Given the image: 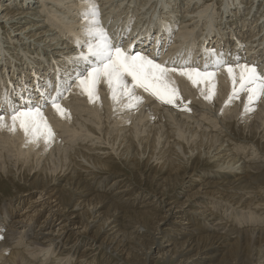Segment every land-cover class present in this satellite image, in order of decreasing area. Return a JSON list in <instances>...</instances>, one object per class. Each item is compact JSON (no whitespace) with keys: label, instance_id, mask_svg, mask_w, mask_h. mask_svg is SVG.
<instances>
[{"label":"bare ground","instance_id":"obj_1","mask_svg":"<svg viewBox=\"0 0 264 264\" xmlns=\"http://www.w3.org/2000/svg\"><path fill=\"white\" fill-rule=\"evenodd\" d=\"M94 3L114 42L136 17L124 49L154 60L172 37L154 60L161 65L184 53L203 70L205 51L215 50L264 74V0ZM87 8L83 0H0V264H264V99L252 112L246 95L228 103L229 74L209 68L215 75L194 77L195 85L170 73L175 106L141 88L139 106L114 102L104 80L90 102L69 79L88 67L74 62ZM36 106L35 133L19 122L9 130L13 107ZM121 177L125 190L102 187L101 179Z\"/></svg>","mask_w":264,"mask_h":264},{"label":"snow or ice","instance_id":"obj_2","mask_svg":"<svg viewBox=\"0 0 264 264\" xmlns=\"http://www.w3.org/2000/svg\"><path fill=\"white\" fill-rule=\"evenodd\" d=\"M83 2L88 5L82 13L84 25L82 33L85 39H77L76 46L82 51L74 58V62L86 64L88 67L76 73L74 78L70 75L69 79L80 87L82 94H86L90 102L98 99L95 97V89L104 80L111 90V99L114 102H118L121 97H127L130 101H135V106H139L143 103V99L135 95V89L141 88L163 104L175 106L174 101L179 97L176 89L168 92L167 81L170 73L177 72L181 76H186L195 85L198 80L194 77L215 75V72H208L209 68L217 71L223 68L229 74L233 89L228 103L233 99H238L242 94L246 95L245 111L252 112L255 111L252 106L264 99V74L258 72L257 66L240 63L238 59L233 63L223 52L217 53L215 50L205 51L204 55L207 60L203 70L193 67L191 55L185 58L184 53L178 54L171 62L166 61L164 65H161L146 55L133 52L131 47L124 49L122 41L125 37L123 36L120 42H114L100 26L99 10L94 0H83ZM128 31L131 29L129 28ZM168 31L169 29H165V32ZM156 43L161 46L160 39H157ZM158 55L159 52H157ZM168 64L172 66L168 67ZM128 77L131 78L130 82ZM41 96L58 112L65 111L60 107L57 97H44V93H41ZM57 96L62 97V93L58 92ZM205 98L211 101V96ZM132 106L129 105V107ZM41 107H27L23 110L13 107L11 110L12 126L9 130L15 132L16 124L19 122L20 128L26 135L30 130L35 133L40 128L43 119ZM5 127L7 125L4 116L0 114V128ZM44 129L47 133L46 139H51L53 133L46 123Z\"/></svg>","mask_w":264,"mask_h":264},{"label":"rangeland","instance_id":"obj_3","mask_svg":"<svg viewBox=\"0 0 264 264\" xmlns=\"http://www.w3.org/2000/svg\"><path fill=\"white\" fill-rule=\"evenodd\" d=\"M138 9V8H137ZM137 9H136V12H135V14H137L138 13V11H137ZM131 16V15H130ZM134 16V15H133ZM134 19H136V17H133V21H134ZM132 21V25H131V22L128 20L127 21V23L126 24H121V28H123L124 30H125V33H128L129 34V32H132V31H128V29L130 28H133V25H134V22ZM129 24V25H128ZM141 31V30H140ZM143 31V30H142ZM126 35V36H125ZM110 36H112V34H110ZM127 37L128 35L127 34H124L123 35V37ZM171 39H172V37H170L169 38V42L171 41ZM121 41V39L118 41V42H120ZM124 41H125V39H123V43H124ZM169 42L168 43H166L164 46H163V48H161V50H159L158 52H159V55L157 56V54H156V57H155V61H158L160 58H161V56H162V52H165L166 50H167V47H168V44H169ZM149 49H147V50H145L144 51V54L148 51ZM24 89H25V87H24ZM23 93V91L21 92V94ZM137 94H138V92H137ZM136 94V95H137ZM140 94H138L137 96H139ZM212 115H213V113H211ZM214 116V115H213ZM41 158V157H40ZM42 159V158H41ZM41 159H39V162H41ZM204 173V172H203ZM102 180V187L104 188V186H105V190L106 189H108L109 188V191L111 190V189H114V191L115 192H117V190L119 189V191L118 192H120V191H123V189L125 190V188H127V186L129 185L128 184V182L126 181V179L124 178V177H121L120 179H118V180H115V179H111V178H106V179H101ZM108 181V182H106V181ZM117 181V182H116ZM115 182V183H114ZM127 182V183H126ZM110 183V184H109ZM112 183H114V184H112ZM116 183H117V187H116ZM122 183H123V185H122ZM126 183V184H125ZM106 185H107V187H106ZM109 185V186H108ZM113 186V187H112ZM123 186H124V188H123ZM116 188V189H115ZM118 188V189H117ZM109 193V192H108ZM244 198V197H243ZM6 202V201H5ZM4 202H0V206H2V204H3ZM24 207V206H23ZM215 211H216V209H215ZM220 212L221 211H219L218 210V214H220ZM200 229V228H199ZM202 229V228H201ZM201 229L198 231V233L199 234H201V235H203V229H202V231H201ZM220 230V229H219ZM242 230V229H241ZM243 230H245V229H243ZM233 231H235V230H233ZM220 233V234H219ZM221 233H222V231L220 230L219 232H218V228L216 229V233H215V235H217V234H219V235H221ZM156 241V240H155ZM100 257V256H99ZM39 259V261H40V257H36L35 258V260H38ZM102 261L99 259H96L95 261H94V263L93 264H100ZM101 264H104L103 262L101 263ZM121 264H123V263H121ZM129 264H130V262H129Z\"/></svg>","mask_w":264,"mask_h":264}]
</instances>
